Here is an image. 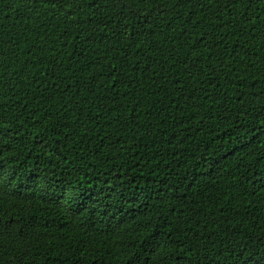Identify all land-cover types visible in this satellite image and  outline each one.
Returning a JSON list of instances; mask_svg holds the SVG:
<instances>
[{"label":"trees","instance_id":"obj_1","mask_svg":"<svg viewBox=\"0 0 264 264\" xmlns=\"http://www.w3.org/2000/svg\"><path fill=\"white\" fill-rule=\"evenodd\" d=\"M0 264H264V0H0Z\"/></svg>","mask_w":264,"mask_h":264}]
</instances>
